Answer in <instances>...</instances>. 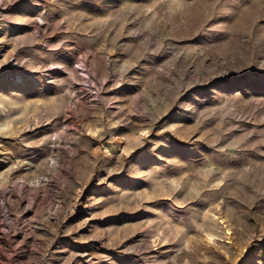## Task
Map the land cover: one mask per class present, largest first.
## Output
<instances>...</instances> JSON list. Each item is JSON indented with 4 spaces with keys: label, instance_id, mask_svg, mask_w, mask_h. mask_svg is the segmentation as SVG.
Listing matches in <instances>:
<instances>
[{
    "label": "rangeland",
    "instance_id": "rangeland-1",
    "mask_svg": "<svg viewBox=\"0 0 264 264\" xmlns=\"http://www.w3.org/2000/svg\"><path fill=\"white\" fill-rule=\"evenodd\" d=\"M0 264H264V0H0Z\"/></svg>",
    "mask_w": 264,
    "mask_h": 264
},
{
    "label": "bare ground",
    "instance_id": "bare-ground-1",
    "mask_svg": "<svg viewBox=\"0 0 264 264\" xmlns=\"http://www.w3.org/2000/svg\"><path fill=\"white\" fill-rule=\"evenodd\" d=\"M19 84H21V82H20V80L19 79H17V80H11V85H19Z\"/></svg>",
    "mask_w": 264,
    "mask_h": 264
}]
</instances>
